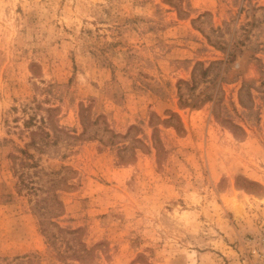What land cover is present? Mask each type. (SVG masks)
<instances>
[{"label":"rangeland","instance_id":"obj_1","mask_svg":"<svg viewBox=\"0 0 264 264\" xmlns=\"http://www.w3.org/2000/svg\"><path fill=\"white\" fill-rule=\"evenodd\" d=\"M0 264H264V0H0Z\"/></svg>","mask_w":264,"mask_h":264},{"label":"trees","instance_id":"obj_2","mask_svg":"<svg viewBox=\"0 0 264 264\" xmlns=\"http://www.w3.org/2000/svg\"><path fill=\"white\" fill-rule=\"evenodd\" d=\"M40 209H41V208H39V210H40ZM39 210H38V212H39V214H40V216H41V218H42L43 215H44V213H43V212H40ZM39 223H40V222H39ZM41 226H42V224H41ZM43 232H44V231H43Z\"/></svg>","mask_w":264,"mask_h":264}]
</instances>
